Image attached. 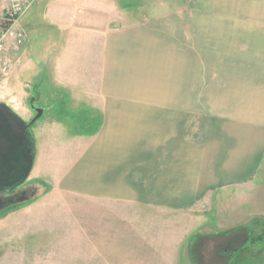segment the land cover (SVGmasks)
Masks as SVG:
<instances>
[{
    "label": "crops",
    "instance_id": "0c3cea01",
    "mask_svg": "<svg viewBox=\"0 0 264 264\" xmlns=\"http://www.w3.org/2000/svg\"><path fill=\"white\" fill-rule=\"evenodd\" d=\"M120 1L23 0L12 28L26 41L30 25L51 29L57 51L44 64L37 195L10 212L52 225L46 209L58 196L83 232L122 228V245H107L112 264H183L179 235L164 227L186 229L195 250V216L262 168L264 0H172L192 8L118 24L131 16Z\"/></svg>",
    "mask_w": 264,
    "mask_h": 264
},
{
    "label": "rangeland",
    "instance_id": "374dc122",
    "mask_svg": "<svg viewBox=\"0 0 264 264\" xmlns=\"http://www.w3.org/2000/svg\"><path fill=\"white\" fill-rule=\"evenodd\" d=\"M171 1L122 0L120 1V6L124 7V10L126 8L131 16L117 17L115 22L121 24L125 20L135 23L149 19V17L165 15L171 11H187L192 8L186 3L177 4ZM21 2L24 5L23 0ZM213 6L214 0L212 2ZM215 6L218 5L215 4ZM5 7L4 0H0V16L3 15ZM218 19L212 18L214 25L217 24ZM28 30V39L19 48L15 46L12 37L7 39L3 61L8 65V73L0 83V102L10 106L17 115L24 118L22 109L27 110L30 100L33 99L34 104L44 110L42 117L31 127V132L36 137L39 136V129L42 127L41 125L49 113L45 104L46 96H49V87L47 83V85L45 84L44 64L46 60H51V57H53L51 51L54 50V53L57 51V45L54 42L57 36L53 34L54 32L51 34V29L45 28L42 25L37 30L34 26L30 25V27L28 26ZM52 42L53 44H51ZM76 49L77 47L73 51ZM62 52H65V48H62ZM78 126L76 132L80 133L81 126L80 124ZM81 128L83 129V127ZM37 141L35 153L37 148L40 150L42 147L41 137H38ZM263 169L264 160L259 177L251 186L235 187L231 192L224 193V195L221 193V195L217 196L215 206L210 215L203 217L195 216L196 231L192 230L190 235H194L195 232L199 239H211V241L200 242L195 251L192 249L189 253L187 250V244L190 242L183 244L184 235L187 232L186 229L178 228L173 230L170 227H164L165 234L167 231H172L174 235H179L181 240V261L183 264H185V258L189 257L190 262L193 264H198V262L199 264H205L206 255L208 257L214 253L213 246L216 243L213 239L218 238L221 233L232 231H247L248 239L235 252L231 253L228 247L224 249L225 252L231 253L229 264H264ZM36 183L35 173L31 170L24 185L19 188L17 187V192L0 193V208L4 205L9 206L6 209L7 212L0 209V264H108V262L112 264V260L108 258L107 245L111 244L113 247L114 245H122L123 242L118 241L122 228H101L99 230L88 225L84 228L87 230V233H85L79 225V221L82 218H78V221L76 212L67 211L64 208L61 209L64 202L60 201L61 198L58 196H52L56 199L51 200L53 207L51 204L49 205L47 197L40 200L43 203L42 205L47 206V208L48 205L51 207L50 211L46 209L52 214L51 218L56 217L55 221H52L54 222L52 225H40V221L31 223L24 217L18 221L19 217L17 218V215L15 217L12 216L15 211H10L15 210L17 205H20L22 202H29L31 193L34 195L35 191V195H37L36 190H33ZM27 187H32L30 193L27 191V196H19L17 194ZM221 196L222 198H220ZM15 202L20 203L12 205ZM210 216L216 217L215 226L208 219ZM241 225L244 226L242 227ZM33 227L39 228V230L29 233L28 230H31ZM138 228L139 226H134L132 229L137 230ZM139 229L143 231L146 229L145 232L149 235L155 230V228L147 225L146 228ZM110 231L116 235L114 239L109 241L107 233ZM158 231H160V228L157 229V233ZM221 250H216V255L220 254Z\"/></svg>",
    "mask_w": 264,
    "mask_h": 264
},
{
    "label": "water",
    "instance_id": "95a60500",
    "mask_svg": "<svg viewBox=\"0 0 264 264\" xmlns=\"http://www.w3.org/2000/svg\"><path fill=\"white\" fill-rule=\"evenodd\" d=\"M29 108L35 115L28 122L10 106L0 102V182L4 184L0 189L4 193L22 185L33 168L35 144L30 129L42 117L44 110L34 108L33 99L30 100ZM8 207L4 205L0 209L4 211Z\"/></svg>",
    "mask_w": 264,
    "mask_h": 264
},
{
    "label": "built area",
    "instance_id": "2783aa9c",
    "mask_svg": "<svg viewBox=\"0 0 264 264\" xmlns=\"http://www.w3.org/2000/svg\"><path fill=\"white\" fill-rule=\"evenodd\" d=\"M7 6L4 13L0 16V83L4 80L8 73V65L3 61L5 54L7 39L13 38L16 47H21L26 42V34L24 31L13 29L19 16L23 12V4L21 0H6Z\"/></svg>",
    "mask_w": 264,
    "mask_h": 264
},
{
    "label": "trees",
    "instance_id": "16d2710c",
    "mask_svg": "<svg viewBox=\"0 0 264 264\" xmlns=\"http://www.w3.org/2000/svg\"><path fill=\"white\" fill-rule=\"evenodd\" d=\"M33 144H35L34 136H32ZM238 238V239H237ZM248 239L247 231H238V232H227L221 233L218 238H214L215 245L213 246L214 253L207 257L206 255V263L205 264H229L231 253L235 252L238 248H240ZM202 241H211L209 238L197 239L195 244V250L198 248L200 242ZM225 246V247H224ZM230 250L229 253L225 252L224 249ZM221 250V253L216 255V250ZM194 250V251H195ZM199 264V262H198ZM202 264V263H201Z\"/></svg>",
    "mask_w": 264,
    "mask_h": 264
},
{
    "label": "flooded vegetation",
    "instance_id": "af4514ba",
    "mask_svg": "<svg viewBox=\"0 0 264 264\" xmlns=\"http://www.w3.org/2000/svg\"><path fill=\"white\" fill-rule=\"evenodd\" d=\"M33 105H34V108H38V106H36V105L34 104V101H33ZM31 112H32V111H31ZM34 115H35V114L32 112V115H31V117H30L29 119L22 118L21 116H20V117H21L22 119H24L25 121H28V122H29V121L34 117ZM18 116H19V115H18ZM30 132H31V129H30ZM31 134L33 135L32 132H31ZM24 183H25V181H24V182L22 183V185H20L19 187L23 186ZM3 186H4V184H2V183L0 182V187H3ZM19 187H18V188H19ZM18 188H16L15 190L13 189L14 191L12 190V191H10V193L15 192V191L17 192V189H18ZM31 188H32V187H27V188H25L24 190H22V192H18L17 194H19V196H20V195L27 196V193H28L27 191H29V193H30V192L32 191V190H30ZM0 193H4V191H2V190L0 189Z\"/></svg>",
    "mask_w": 264,
    "mask_h": 264
}]
</instances>
